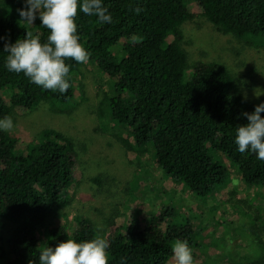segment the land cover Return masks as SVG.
Wrapping results in <instances>:
<instances>
[{"label":"trees","instance_id":"1","mask_svg":"<svg viewBox=\"0 0 264 264\" xmlns=\"http://www.w3.org/2000/svg\"><path fill=\"white\" fill-rule=\"evenodd\" d=\"M188 1L103 0L112 23L101 24L78 10L77 34L90 54L88 61L117 93L105 102L111 118L128 130L134 145L130 150L140 156L151 150L165 176L199 197L226 185L227 170L218 155L237 167L244 184L264 188V161L250 150L240 153L234 143L235 127L247 124L242 113H252L264 98L248 102L219 63L189 66L181 30L190 19ZM191 1L218 31L264 45V0ZM11 7L22 8V0ZM12 16H0V36L8 43L24 39L27 31L47 41L49 31L39 19L29 27ZM3 45L0 41V93L12 94L9 102L0 94V119H13L15 107L32 110L40 103L74 101L73 80L84 63L66 61L70 87L61 94L36 86L23 73L9 72ZM76 162L73 142L56 130L42 131L24 150L16 137L0 131V264H39L44 247L97 234L88 219L77 217L74 229L63 225L37 236L64 207L62 196L74 183ZM172 216L165 210L107 239L109 264H169L174 241L190 246L193 232L176 225ZM6 223L11 229L4 233ZM244 264H264V254Z\"/></svg>","mask_w":264,"mask_h":264},{"label":"rangeland","instance_id":"2","mask_svg":"<svg viewBox=\"0 0 264 264\" xmlns=\"http://www.w3.org/2000/svg\"><path fill=\"white\" fill-rule=\"evenodd\" d=\"M19 3L21 0H0V16L14 15L20 20L11 7ZM187 6L190 19L181 30L189 66L219 63L234 77L248 102L264 98L259 95L264 93V45L248 44L218 31L196 2L189 0ZM73 85L74 101L70 103L13 109L14 128L8 133L18 139L21 149L36 143L42 131L53 129L70 139L76 152L74 183L62 196L65 205L37 231L38 237L42 230L63 225L74 229L75 218L82 217L96 230L101 225L100 235L109 239L128 227L143 225L149 216L170 210L176 225L193 231L189 247L194 264H244L264 254L263 187L244 184L237 167L218 155L227 170L226 185L206 197L195 195L164 175L151 150L142 156L130 150L134 145L128 130L111 118L105 102L117 93L95 64L84 63ZM0 94L10 101L11 91ZM10 229L6 223L3 232Z\"/></svg>","mask_w":264,"mask_h":264},{"label":"clouds","instance_id":"3","mask_svg":"<svg viewBox=\"0 0 264 264\" xmlns=\"http://www.w3.org/2000/svg\"><path fill=\"white\" fill-rule=\"evenodd\" d=\"M23 7L17 9L20 22L34 25L39 19L49 31L46 42L39 35L27 31L24 39L8 43L5 37L3 52L5 67L9 72L23 73L30 82L44 90L65 94L70 87L67 60L86 63L89 52L80 42L75 19L79 12L97 18L101 24H111L112 16L103 0H22ZM140 11V9H137ZM264 94L260 91V94ZM256 95V94H255ZM259 95H256L257 97ZM264 103L254 107L252 113H242L247 124L235 127L234 143L240 153L251 151L264 161ZM14 128L11 116L0 119V131L10 132ZM90 240L77 242L66 239L55 247H44L39 253V264H109V241L102 235V226ZM173 264H194L192 249L187 241L175 240L172 245ZM29 264H35L30 261Z\"/></svg>","mask_w":264,"mask_h":264}]
</instances>
